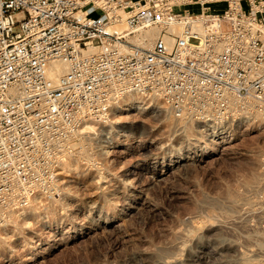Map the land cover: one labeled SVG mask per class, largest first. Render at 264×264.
Returning <instances> with one entry per match:
<instances>
[{
	"label": "built area",
	"instance_id": "built-area-1",
	"mask_svg": "<svg viewBox=\"0 0 264 264\" xmlns=\"http://www.w3.org/2000/svg\"><path fill=\"white\" fill-rule=\"evenodd\" d=\"M132 96L209 140L264 127V0H0V233L97 163L92 128Z\"/></svg>",
	"mask_w": 264,
	"mask_h": 264
},
{
	"label": "rangeland",
	"instance_id": "rangeland-1",
	"mask_svg": "<svg viewBox=\"0 0 264 264\" xmlns=\"http://www.w3.org/2000/svg\"><path fill=\"white\" fill-rule=\"evenodd\" d=\"M92 130L97 163L0 233V264H264V127L209 140L132 96Z\"/></svg>",
	"mask_w": 264,
	"mask_h": 264
},
{
	"label": "bare ground",
	"instance_id": "bare-ground-1",
	"mask_svg": "<svg viewBox=\"0 0 264 264\" xmlns=\"http://www.w3.org/2000/svg\"><path fill=\"white\" fill-rule=\"evenodd\" d=\"M46 69H47V72H48L49 76L52 77V78H55L58 74H60V73H62V72L65 71V69H66V65H65V63H63V62H61V61H58V60H55V61H49V62L46 64ZM133 97H134V96H133ZM136 97H138V96H136ZM136 99H137V98H136ZM91 127H92V126L87 125V126L84 127V129H87V128L90 129ZM221 137H222V135H217V139H216V138H213V139L219 140ZM107 142L111 143L110 140L107 141ZM107 142H106V143H107ZM104 146H105V145H104ZM69 164H70V163H69ZM67 165H68V164H67ZM67 165H66V166H67ZM93 168H94V167H93ZM95 168L97 169L98 167L95 166ZM67 169H69V168H67ZM102 178H103V177H102ZM22 213H23L24 216L28 215V213L30 214L29 211H23ZM26 244H27V243H26Z\"/></svg>",
	"mask_w": 264,
	"mask_h": 264
}]
</instances>
